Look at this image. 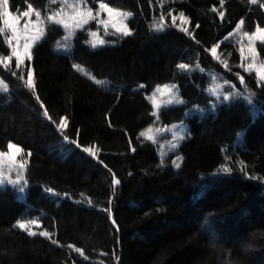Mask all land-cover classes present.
I'll list each match as a JSON object with an SVG mask.
<instances>
[{
	"label": "trees",
	"instance_id": "1",
	"mask_svg": "<svg viewBox=\"0 0 264 264\" xmlns=\"http://www.w3.org/2000/svg\"><path fill=\"white\" fill-rule=\"evenodd\" d=\"M96 1L132 13L130 34L92 47L84 28L58 51L65 30L49 23L23 67L0 65L10 88L0 92V148L21 146L30 183L25 199L0 186V264H264V80L240 69L227 39L241 20L248 32L264 27L263 8L251 0ZM29 4L45 14L51 0H9L12 12ZM181 13L186 32L156 28L161 16L170 23ZM258 48L264 58V42ZM9 54L0 33V55ZM210 71L236 83L241 72L256 104L218 103L206 90ZM167 82L183 102L156 115L149 95ZM155 120L188 123L179 167L141 135ZM34 217L49 236L18 226Z\"/></svg>",
	"mask_w": 264,
	"mask_h": 264
},
{
	"label": "rangeland",
	"instance_id": "2",
	"mask_svg": "<svg viewBox=\"0 0 264 264\" xmlns=\"http://www.w3.org/2000/svg\"><path fill=\"white\" fill-rule=\"evenodd\" d=\"M107 5L106 8L101 9L100 4ZM255 4H259L264 10V0H256ZM96 5V6H94ZM9 12V24L16 25V37L12 38V31L8 25L2 24L0 28L4 29V36L7 40H11V44L8 43L10 47V55L1 56L0 55V65L3 67H10L14 65L17 68V58L12 55V48L15 47L17 53L23 59V64L20 65L19 69L25 65V62L31 59L32 48L34 44L39 41L45 34L46 26L49 23H56L62 26L65 29V35L57 42L56 49L61 51H66L70 47L72 37L77 30L87 28L89 29L90 43L95 41L97 46L103 45L107 42L106 35H115L121 36L124 35L123 32L118 31L117 29H123L125 25L127 29L128 18H125L123 14L129 13L127 11L114 8L107 4L105 1H96V0H51V5L48 7L45 14L40 12V18L37 20L35 16L36 10L32 6V11L28 17L22 16L24 11H29L26 8L20 12H11L9 6L7 5ZM111 8L112 12L109 13L108 9ZM91 10L93 18H88V22L77 26V24L86 17L88 10ZM3 11V8H1ZM49 16H53V20H48ZM173 18L175 20L173 21ZM4 20V17H3ZM60 21L62 23H57ZM28 23V28L25 29V23ZM42 22V23H41ZM188 23V18L184 15L175 14L172 16L171 22L167 23L165 18L163 20L157 19L156 25H162V28L167 24L176 26L178 28L184 29ZM67 24L68 27H64ZM43 28L41 33L39 30ZM264 29V27H259ZM244 32H248L244 29V24H238L237 27L228 35L227 39L236 46L238 52L240 53V62L239 67L241 70L246 72H254L260 82L264 79H260V76L264 75V58L261 56L258 48L260 42H264V31L257 33L256 29L253 32H248L252 37L243 35ZM95 33V36L92 34ZM254 34V35H253ZM67 37V39H65ZM103 40L104 43L100 44L99 41ZM25 43L29 44L30 47L28 52L30 56L25 55L24 45ZM96 46V47H97ZM213 48V47H212ZM211 48V49H212ZM215 58L219 59L217 54V47ZM221 62V60H219ZM226 65V66H225ZM223 68L229 73L231 67L227 65L226 62L222 63ZM18 69V68H17ZM85 72L84 68H80ZM210 83L207 86L206 90L211 93L218 103L224 101H230L237 97H242L246 99L251 105L256 104L255 94L252 91H249L244 83V77L238 73V82L236 83L232 79L227 78L225 73H220L217 71H210ZM239 77H243V83H241ZM32 80V73H28L27 80ZM100 81L99 85L109 86L108 81L106 80H97ZM33 83V80H32ZM5 85L7 86V91H4ZM10 88L8 83H6L0 77V92L5 93L9 92ZM227 97V98H226ZM150 101L153 105L154 113L157 115L158 110L161 106L171 105L175 103H182L183 99L180 96L178 85L174 82H169L164 85L157 86V88L149 95ZM214 105V104H213ZM216 106V105H215ZM214 107V106H213ZM203 109L196 106L193 108V111L199 112ZM142 133L144 137L154 141L158 145L160 157L163 161L170 160L175 166L180 165L181 158L177 154V148L180 142L188 135L189 127L185 121L173 123L170 125H163L158 123L157 120L147 128H145ZM15 147L11 150L8 148L3 150L0 149V153L4 155L0 156V180L3 181L0 184L2 187L12 186L16 188L19 192L21 198L25 197L26 188L29 183L27 163L22 158L21 147L15 143H12ZM88 149V148H87ZM21 189H23L21 191ZM35 220L36 223L33 224L31 221ZM26 224V230L29 232L41 233L45 232L44 229H41L42 221L39 217L23 219L19 221Z\"/></svg>",
	"mask_w": 264,
	"mask_h": 264
},
{
	"label": "snow or ice",
	"instance_id": "3",
	"mask_svg": "<svg viewBox=\"0 0 264 264\" xmlns=\"http://www.w3.org/2000/svg\"><path fill=\"white\" fill-rule=\"evenodd\" d=\"M8 2H9V0H0V8H3L2 13H0V14H2L3 17H4V20H3L4 25H8V26L11 28V31H12V34H13V35H12V38L15 39V38H17V37H16L17 29H16V25H15L14 23H13V24H9V19H8V17H9V12H8V8H7ZM26 2H27V0H26ZM223 2H224V0H221V4H223ZM251 2H252L253 4H255V3H256V0H251ZM106 7H107V5H105V4H103V3L100 4V8H101V9H104V8H106ZM28 9H29V11H24V12L22 13V16H24V17H28V16L30 15V11H32V6H31L30 4L28 5ZM108 11H109V13H111V12H112V9L109 8ZM123 15L125 16V18H127L128 16H131L132 13L129 12V13H126V14H123ZM180 15L183 16V13H181ZM35 16L37 17V20H39V18H40V12H39V11H35ZM222 16H223V13H221V17H222ZM86 17H87V18H83L82 21H80V22L77 24V26H81V24L87 23V22H88V18H93V19L95 18V17L92 16V12H91L90 9L87 11V13H86ZM48 20H50V21L53 20V16H49V17H48ZM161 20H163V16H161ZM174 20H175V18H173V21H174ZM41 23H42V22H41ZM57 23H62V22L57 21ZM243 23H244V21L241 20V21H240V24H243ZM64 27L67 28L68 25L65 24ZM24 28H25V29L28 28V23H27V22L25 23ZM156 28L159 30L160 28H162V25L157 24V25H156ZM117 30L123 32L124 35H129V34H130V31L127 29V26H126V25H125V27H124L123 29H117ZM183 30H184L185 32L187 31V29H183ZM39 31L42 33V32H43V28H41ZM262 31H264V29H261V28H259V26H257V28H256V32L259 33V32H262ZM3 32H4V29H3V28H0V33H3ZM92 35L95 36V33H93ZM243 35H245V36H249L250 39L252 38V37L249 35L248 32H244ZM253 35H254V34H253ZM65 39H67V37H65ZM8 43L11 44V40H8ZM99 43H100V44H103L104 41H103V40H100ZM96 46H97L96 42L93 41V42H92V47H96ZM217 46H218V45H217ZM217 46H213V48L211 49V53H212L213 56H215V53H216V47H217ZM29 47H30V45L27 44V43H25V45H24L25 55H28V56H30V53L28 52ZM12 55L16 56V58H17V68H19L20 65L23 64L24 61H23V59L20 57V55L17 53V50H16L15 47L12 48ZM0 62H2V61H0ZM225 66H226V65H225ZM178 67H179L180 69H185V70H186V69H188L190 66H189L188 64L181 63V64L178 65ZM15 74H16L15 72L12 73V75H15ZM21 79H23V76H21ZM239 79H240L241 83H243V77H239ZM260 79H264V75L260 76ZM96 83L99 84V83H101V82H100V81H96ZM26 84H27L28 87H30V88L34 87V85H33L31 79H28V80L26 81ZM4 91H7V86H6V85H5V87H4ZM226 98H227V97H226ZM35 99H36L38 102H40V97H39L38 95L35 97ZM40 103H41V107H43L42 102H40ZM43 114H44L45 117H48V119H51V117L48 116L47 109L44 110V113H43ZM66 119H67L66 117L61 119V122H60V124L58 125V128L63 129V128L66 126V124H65ZM141 135H144V133H141ZM64 139L67 140L68 137H64ZM14 147H15V145H13L11 142H9V143L7 144V148H8L9 150L13 149ZM85 151H91V150L86 148ZM2 155H4V154H3V153H0V156H2ZM176 166L179 167L178 164H177ZM2 183H3V181L0 180V184H2ZM114 183L119 184L120 181H119L118 179H116V180H114ZM22 190H23V189H21V191H22ZM31 223L35 224L36 221L33 220V221H31ZM18 226H19L21 229H26V224H25V223L18 222ZM29 234L32 235V236L37 235L36 232H30ZM40 235H42V236H49L50 234H49L47 231H45V232H41ZM52 243L55 244L56 241L53 240ZM78 251H79V250H78Z\"/></svg>",
	"mask_w": 264,
	"mask_h": 264
},
{
	"label": "bare ground",
	"instance_id": "4",
	"mask_svg": "<svg viewBox=\"0 0 264 264\" xmlns=\"http://www.w3.org/2000/svg\"><path fill=\"white\" fill-rule=\"evenodd\" d=\"M260 23V22H259ZM229 26V25H228ZM195 31V30H194ZM203 55V54H202ZM193 75V74H192ZM203 79V78H202ZM202 83V82H201ZM203 85V84H202ZM251 89V88H250ZM202 91V90H201ZM211 100V99H210ZM207 103V102H206ZM254 112V111H253ZM238 161V160H237ZM236 165V164H235ZM238 165V164H237ZM236 165V166H237ZM234 167V166H233ZM241 170V169H240ZM245 173V172H244ZM243 174V173H242ZM246 175H247V173H246ZM229 176V175H228ZM257 177H258V175H257ZM262 182V181H261Z\"/></svg>",
	"mask_w": 264,
	"mask_h": 264
}]
</instances>
